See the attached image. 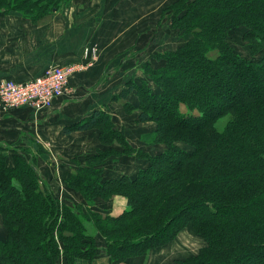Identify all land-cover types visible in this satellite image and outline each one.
<instances>
[{
	"label": "trees",
	"instance_id": "1",
	"mask_svg": "<svg viewBox=\"0 0 264 264\" xmlns=\"http://www.w3.org/2000/svg\"><path fill=\"white\" fill-rule=\"evenodd\" d=\"M63 2L69 0H0V11L37 23ZM164 11L190 37L164 54L162 67L144 64L155 90L132 84L115 96L135 92L138 104L124 102L125 110L156 123L147 144L160 141L164 149L134 148L103 110L67 127L96 128L107 147L86 156L66 181L85 210L61 201L24 154L1 152L0 264H92L101 253L121 263L166 245L188 225L203 245L173 264H264V0H175ZM236 29L248 58L228 43ZM112 137L123 146L120 155L144 161L132 176L103 177L108 146L116 152ZM114 196L126 199L121 214L90 209Z\"/></svg>",
	"mask_w": 264,
	"mask_h": 264
},
{
	"label": "crops",
	"instance_id": "2",
	"mask_svg": "<svg viewBox=\"0 0 264 264\" xmlns=\"http://www.w3.org/2000/svg\"><path fill=\"white\" fill-rule=\"evenodd\" d=\"M170 2L76 0L66 9L37 23L17 11H0V82H27L48 67L86 62L87 48L97 47L94 63L69 78L71 92L55 99L49 110L33 113L22 106L7 113L0 112V147L21 152L31 160L39 178L66 204H78L86 209L82 197L66 187V181L79 164L84 165L86 156L107 148L100 143L99 135L93 129L66 132L67 127L94 111L103 110L110 114L114 126L123 132L128 143L136 148L133 142L139 137L128 133L130 122L124 120L131 115L135 122L138 112H127L123 106L124 102L133 104L128 100L130 95L120 100H115V96L124 83L133 79V70L138 69L148 56L161 54L163 39L150 38L148 41L147 38L148 27L156 22L153 18L147 26V11H160ZM147 147L139 148L146 150ZM113 148L117 150L118 145ZM156 149L145 152L154 154ZM143 165L144 161L121 154L113 158L109 155L101 167L103 177L118 178L125 174L132 176ZM125 208L126 199L120 196H114L108 202L98 200L90 207L110 216L121 214ZM90 231L99 237L93 228ZM175 247L174 243L173 246L166 244L121 263L101 253L92 264H171L174 259H179L173 253H178ZM75 264L88 263L80 260Z\"/></svg>",
	"mask_w": 264,
	"mask_h": 264
},
{
	"label": "rangeland",
	"instance_id": "3",
	"mask_svg": "<svg viewBox=\"0 0 264 264\" xmlns=\"http://www.w3.org/2000/svg\"><path fill=\"white\" fill-rule=\"evenodd\" d=\"M75 1L76 0H69V2L67 4H65L63 2L60 5L59 10L54 11L52 14H54V13H56L62 9L63 10L66 9L69 5H71ZM170 1L171 2L168 5L167 4L163 5V7L161 8L160 11L155 10V9L147 11V16H148L147 17L148 18L147 19V24H148L147 26H149V22L151 20H153V18H154V20L156 19L155 24L152 27H148V37H147L148 41L150 40V38H155V39L157 38L159 40L163 39L162 40L163 49H162V51H160L162 55L158 54L156 56H148V58H146L145 62L138 69L133 70L132 73L135 74V76L132 77L133 79H130L126 83L123 84L124 85L123 89H127L128 87L130 88V86L132 84L142 85V83H146L148 86L152 87L155 90L156 84L154 83V80H152V77L149 74V71L145 68L144 64L150 63L151 69H158L159 67H162V65L164 64V60H165L163 57L164 54L168 53V52H173L178 46L185 44L187 42L186 40L190 37L189 35H191V34H186V33H184L183 30H180L178 27H172L171 26L172 22L170 20V15H169V12H171V11H168V12L164 11L165 8H167L169 5H171V3L175 0H170ZM155 4L158 5V2ZM153 8H155V6ZM52 14H50V15H52ZM159 27H160V29H159ZM157 31H159V32H157ZM241 32H242L241 29H236V30L232 31L230 38H228V43L231 47H233L234 52H236L239 56H244V57L248 58V53L246 52L247 48L244 46V43H241V41H240ZM97 53L98 52H97L96 46H91L90 48H87V50L85 51V56L87 58V61L81 62V63L78 62L77 64L84 66V68L86 69L87 65L94 63L96 56H97ZM151 57L153 58V60H151ZM73 64H76V63H73ZM77 73L78 72L74 73L73 76ZM68 83H69V81H68ZM134 95H135V92H131L130 98L128 100H132L133 104H136V102H137L136 99L138 100V97L135 99ZM137 104H138V102H137ZM180 110L183 113L197 114L196 111L190 112L187 108H184L183 106L181 107ZM127 112L134 113V112H139V110H133V111L130 110ZM33 113H40V112H34L33 111ZM133 117L134 116L129 115L128 117L125 118L124 122H130L129 124H130L131 130L128 133H130L132 135L133 134L138 135V137H139L140 141L134 140V142H133L134 145H136V149H139L142 151H151L153 148L157 147V149L154 150L153 152H159V150H163L165 146L160 141H156V143H154V144L149 143L150 145L147 144L150 137L147 138L146 135L148 133H151L153 130L154 131L156 130V127H157L156 123H154V122L141 123L138 120H136L134 122ZM227 121H228V116L221 117L216 124L217 129L220 131H223V128L225 127ZM114 122H115V124L118 123V121H116V120H114ZM133 123H134V127L132 126ZM93 130L96 131V133L99 135V132L96 128H94ZM124 137L126 138L125 135H124ZM99 140H100V138H99ZM126 140H127V138H126ZM112 143H114V145L117 144L118 149L116 150V152H110V150H109L110 147L108 146V149H107L108 156L111 155L112 158L118 157L120 155L122 149H123V146L121 144L117 143L116 138H113ZM180 144H182V143H180ZM140 146L141 147H147L148 146L149 148L147 147L146 150L143 148L140 149L139 148ZM2 149L3 150H0V153L3 152L2 154L8 155V156L12 155L9 152L10 148H2ZM5 149H8V150L6 151ZM131 155H132V157H136L134 154H131ZM131 155H126V156H131ZM4 228H5L4 227V218L0 215V229L3 230ZM2 230H0V233ZM173 243L175 244V246H176L175 249L178 252V253H176L173 251V253L177 254L179 256V259L186 258L188 256H192L203 245V241L201 240V238L194 232L192 227L189 225L183 229V231L175 238V240H171L170 242L167 243V245L173 246ZM164 253H165V251H164ZM171 264H173V262H171Z\"/></svg>",
	"mask_w": 264,
	"mask_h": 264
},
{
	"label": "built area",
	"instance_id": "4",
	"mask_svg": "<svg viewBox=\"0 0 264 264\" xmlns=\"http://www.w3.org/2000/svg\"><path fill=\"white\" fill-rule=\"evenodd\" d=\"M84 69V66L72 63L48 67L41 75L27 82L1 81L0 112L7 113L22 106L34 112L50 109L55 99L71 92L68 86L69 78Z\"/></svg>",
	"mask_w": 264,
	"mask_h": 264
}]
</instances>
